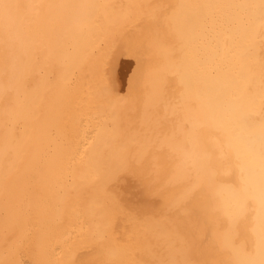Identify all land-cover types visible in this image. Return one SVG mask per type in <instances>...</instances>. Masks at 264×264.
I'll return each instance as SVG.
<instances>
[{
    "label": "bare ground",
    "instance_id": "obj_1",
    "mask_svg": "<svg viewBox=\"0 0 264 264\" xmlns=\"http://www.w3.org/2000/svg\"><path fill=\"white\" fill-rule=\"evenodd\" d=\"M0 264H264V0H0Z\"/></svg>",
    "mask_w": 264,
    "mask_h": 264
}]
</instances>
